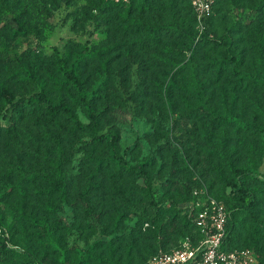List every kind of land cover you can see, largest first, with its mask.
Instances as JSON below:
<instances>
[{
  "label": "rangeland",
  "instance_id": "374dc122",
  "mask_svg": "<svg viewBox=\"0 0 264 264\" xmlns=\"http://www.w3.org/2000/svg\"><path fill=\"white\" fill-rule=\"evenodd\" d=\"M139 3L132 0L134 15L149 28L167 20L158 9L141 12ZM7 4L9 13L0 12V83L15 100L45 89L88 123L73 91L60 83L54 51L97 50L106 63H87L83 71L100 119L97 132L117 131L119 154L131 165L148 160L151 193L143 178L109 161L107 141L100 145L87 131L72 132L44 108L14 112L0 99V226L6 229L0 264H75L76 248L85 246L91 247L89 264H147L194 240L185 220L190 202L206 194L226 207L233 203L229 165L264 174V87L240 82L220 65L221 46L183 54L185 66L167 88L164 30L157 27L158 45H145L121 32L119 10L108 22L87 0ZM213 9L211 34L220 36L224 24L244 67L264 72V0H214ZM256 34L258 49L248 42ZM137 36L142 42L146 32ZM246 186L256 188L255 203L232 211L228 239L264 261V183L248 178Z\"/></svg>",
  "mask_w": 264,
  "mask_h": 264
},
{
  "label": "trees",
  "instance_id": "16d2710c",
  "mask_svg": "<svg viewBox=\"0 0 264 264\" xmlns=\"http://www.w3.org/2000/svg\"><path fill=\"white\" fill-rule=\"evenodd\" d=\"M92 9L96 10L101 17L100 13H107V17H104L105 21H112L110 13L113 10H119L118 18L120 20V30L125 35H133V39H138V43L152 44L154 46L159 44L157 37V27L159 30H164L166 33V39L168 44H164L167 57L164 59L165 67L167 68V83L169 88L170 82L174 79L182 67L185 64H181V56L185 53H189L190 56H194L200 48L207 44L219 45L222 47V59L220 65L228 67V72L236 77L240 82L246 81L248 83L258 85L261 84L264 87V72L251 71L244 67L243 58L236 53L234 46H232L231 34L227 32L226 26L223 24V31L220 36L214 37L211 34V18L213 15V8L211 13L206 16L201 24V31L196 32L195 26L198 25L195 14L188 0H141L139 7L141 12L147 9L149 12L158 9L160 14L164 15L167 20L159 25H153L150 28L147 24L143 23L138 15H134L136 9L132 8V0L122 2L123 0H87ZM8 0H0V12L6 13L8 9ZM158 4L156 7L155 5ZM260 4L253 6L254 11H258ZM221 8L218 9L220 12ZM9 13V12H8ZM13 19L17 25L16 32L23 34L25 32V26L19 19V14H13ZM220 23V22H219ZM146 32L145 38L141 40L137 34ZM252 35L249 39V43L252 44L254 49H258L260 46L259 40ZM261 47V46H260ZM111 49V48H110ZM54 69L56 74L60 77V83L63 87H66L67 91H73L74 103L81 105L84 109L89 122L83 123L78 119V116L72 106L64 101L58 99L52 101L48 96L45 89L31 94L30 96L20 97L14 99L13 92L5 85L0 83V99H3L6 104L14 112H20L25 108L37 107L38 109L44 108L45 114L49 119L55 121V119L64 118L70 125L72 132H89L93 141L97 144L103 145L107 141L111 155L109 161L117 168L126 171L136 177H141L147 183V191L151 193L149 174L146 170L147 159L142 161L138 165H131L127 160H124L119 154V146L117 141L119 140V134L117 131L110 130L104 134H98L99 115L95 113L93 101L87 97L86 83L83 78V71L85 65L90 62L106 63L105 59H101L97 50H87L85 47H81L75 54H65L60 56L58 52L54 51ZM181 64V65H180ZM264 129V122L262 124ZM262 146L264 149V140H262ZM60 155L55 163V170L60 171ZM232 174L231 191L233 193V203L226 207L228 211V218L226 222V235L223 242L225 249H234L229 242V233L232 227V211L244 210L251 208L254 203V193L256 188L254 186H246V180L248 178H259L264 183V174H258L255 169L249 167H236L233 164L229 165ZM259 175V176H258ZM247 197L251 198V201L244 206V202ZM226 206V205H225ZM231 212H230V210ZM231 213V214H230ZM185 220L190 227L192 234L196 231L192 225L190 217L187 212L185 214ZM6 229L0 226V231ZM1 234V235H2ZM91 257V247L85 246V248H76L75 264H89ZM259 261V260H258ZM259 264H264L263 260L259 261Z\"/></svg>",
  "mask_w": 264,
  "mask_h": 264
},
{
  "label": "built area",
  "instance_id": "2783aa9c",
  "mask_svg": "<svg viewBox=\"0 0 264 264\" xmlns=\"http://www.w3.org/2000/svg\"><path fill=\"white\" fill-rule=\"evenodd\" d=\"M200 27L213 8L214 0H188ZM187 212L195 227L194 240L187 238L176 249L154 256L147 264H259L250 249L223 247L228 211L219 200L205 194L190 202Z\"/></svg>",
  "mask_w": 264,
  "mask_h": 264
}]
</instances>
